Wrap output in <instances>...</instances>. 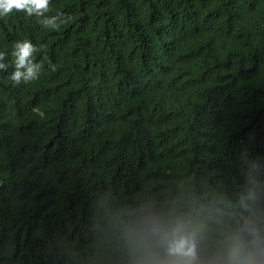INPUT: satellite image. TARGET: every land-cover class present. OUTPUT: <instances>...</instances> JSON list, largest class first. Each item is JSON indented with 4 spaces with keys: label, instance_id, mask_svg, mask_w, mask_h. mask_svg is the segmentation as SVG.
I'll return each mask as SVG.
<instances>
[{
    "label": "trees",
    "instance_id": "trees-1",
    "mask_svg": "<svg viewBox=\"0 0 264 264\" xmlns=\"http://www.w3.org/2000/svg\"><path fill=\"white\" fill-rule=\"evenodd\" d=\"M57 13L59 29L0 17V264H141L147 217L214 228L264 207V0H50ZM22 39L44 70L16 84Z\"/></svg>",
    "mask_w": 264,
    "mask_h": 264
},
{
    "label": "clouds",
    "instance_id": "clouds-1",
    "mask_svg": "<svg viewBox=\"0 0 264 264\" xmlns=\"http://www.w3.org/2000/svg\"><path fill=\"white\" fill-rule=\"evenodd\" d=\"M49 9L50 0H0V17L14 10H24L28 16L35 14L41 18L39 22L51 29H59L68 22L69 18L63 13L46 16ZM37 50L38 46L31 39L15 42L14 70L10 78L16 84L40 78L44 63L35 59ZM7 55L0 50V70L9 67L4 59ZM50 67L56 70V65ZM34 110L43 115L38 108ZM40 223L42 227L48 224L43 215ZM52 237L43 231L38 244L47 243ZM132 239L142 253L141 264H264V207H248L247 215L235 226L214 228L195 223L183 212L154 215L134 230Z\"/></svg>",
    "mask_w": 264,
    "mask_h": 264
}]
</instances>
